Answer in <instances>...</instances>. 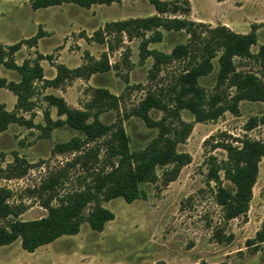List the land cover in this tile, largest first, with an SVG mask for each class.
Here are the masks:
<instances>
[{
  "label": "rangeland",
  "instance_id": "rangeland-1",
  "mask_svg": "<svg viewBox=\"0 0 264 264\" xmlns=\"http://www.w3.org/2000/svg\"><path fill=\"white\" fill-rule=\"evenodd\" d=\"M181 1L189 3L191 20L212 27L224 25L241 34L255 31L258 42L252 47L254 54L264 45V0ZM156 14L149 0H124L90 9L64 4L38 10L31 7L30 0H0V46L10 47L38 36L33 46L22 45L15 59L21 65L27 60L35 62L40 56L45 58L40 61L44 79L34 83L31 110L20 111L23 123L11 124L0 134V189L8 192L6 205L17 214L0 215L1 227L10 229L16 220L41 219L48 213L42 202L50 194L54 193L52 205L57 206L59 199L82 190L91 181L94 169H109L106 151L110 134L86 143L78 152H56L57 144L84 136L68 126L46 130L48 119H65L48 97H61L71 109L85 110L96 90L106 89L118 97V107L104 111L99 119L113 129L122 123L132 151L145 148L158 137L159 131L148 128L134 110L148 94L170 101L183 72V62L165 65L156 78H151L154 61L143 60L140 55L143 37L114 34L107 38L112 49L94 39L95 32L107 23ZM163 33V41L149 44V49L171 53L176 45L188 40L185 32ZM151 35L148 32L146 39ZM105 54L110 71L86 79H67L58 87L49 84L57 77L59 65L73 70L91 59L102 60ZM236 66L238 72L255 74L264 81V67L255 58L236 59ZM218 71L216 59L214 71L201 78L199 85L205 90L207 102L218 96L219 105H224L236 91L230 81L218 86ZM0 76L20 81L18 72L4 66H0ZM16 104L13 92L0 89V105L14 111ZM95 112H90L92 117ZM263 113V103L243 101L238 114L227 111L217 119L200 123L188 110H181L179 118L189 125L190 133L178 144V150L188 153L191 162L180 169L175 181L164 180L165 172L173 166L160 167L159 180L141 186L146 199L127 203L116 198L102 203L115 215L103 232L93 231L84 223L77 235L62 236L34 253L24 250L18 239L0 248V264H264V243L257 250L247 243L264 223V158L246 216L225 218L223 207L216 201L218 185L208 176L211 157L218 162L227 158L226 152L217 148L222 141L237 146L245 138L264 141V125L251 122ZM150 115L155 120L163 117L158 111ZM179 118L168 123L180 127ZM91 150L98 159L87 157L86 166L76 162L77 157ZM222 185L233 186L226 180ZM92 208L88 206L86 215Z\"/></svg>",
  "mask_w": 264,
  "mask_h": 264
},
{
  "label": "trees",
  "instance_id": "trees-1",
  "mask_svg": "<svg viewBox=\"0 0 264 264\" xmlns=\"http://www.w3.org/2000/svg\"><path fill=\"white\" fill-rule=\"evenodd\" d=\"M122 1L30 0V4L34 10L64 4H75L90 9L94 5L110 6ZM149 1L154 6L156 15L107 23L104 28L95 32L94 39L102 44L107 43L112 49V42L107 38L114 34L126 33L130 38L143 37L140 55L143 60L152 58L154 61L151 78H156L163 66L174 61L183 62V72L177 79L178 84L173 89L174 97L170 101L155 94H148L134 110V114L148 128L159 131L158 137L145 148L132 151L130 137L122 123L113 129L99 119L104 111L118 107V97L106 89H97L94 99L86 105L85 110L71 109L61 97H48L50 104L57 107L58 115L64 116L65 119L56 121L48 119L46 130L68 126L84 136V139L75 137L68 142L57 144L56 152L62 154L78 152L86 143L110 134L106 151L109 169L106 167L94 169L90 175L91 181L82 190L59 199L57 206L52 205L54 193L50 194L48 199L42 202L48 213L41 219L28 222L16 220L10 229L0 226V248L21 239L23 249L34 253L62 236L77 235L84 223H88L93 231L103 232L107 223L115 219L114 213L102 206L103 202L123 198L127 203H133L139 199H146V192L141 186L159 180L158 168L173 166L164 174V180L172 182L178 177L180 169L191 162L188 153L178 150V144L184 142L190 133L189 125L179 118L181 110H188L195 116L197 122L203 123L217 119L227 111L238 114L239 104L243 101L264 104V81L255 74L238 72L236 66V59L255 58L264 67V45L259 47L256 54L252 52V47L258 42L255 31L241 34L224 25L212 27L210 24L191 20L189 3L181 0ZM163 31L185 32L188 40L186 43L176 45L171 53L149 49V44L163 41ZM148 32L152 35L146 39ZM38 38L37 36L10 47L0 46V66L14 70L20 75L19 82L9 81L0 76V89H8L17 97L14 111H8L4 105H0V134L11 124L23 123L19 112L31 110L34 83L44 79V70L40 64L44 57L40 56L35 62L24 61L21 65L17 64L15 59V54L22 45L27 43L33 46ZM118 40L120 41V38ZM216 59L219 63L218 86L230 81V85L236 91L230 102L224 105H219L221 101L218 96L207 102L205 90L199 85L201 78L214 71ZM110 70L111 66L105 54L102 60L91 59L88 64L73 70L59 65L57 77L49 81V84L58 87L67 79H86ZM91 111H96L93 117ZM152 111L162 112L163 117L160 120L153 119L150 115ZM174 117L179 118L180 127L168 123V120ZM251 122L253 125L259 123L264 125V113ZM239 142L240 146L229 141L219 143L217 148L223 149L227 158L218 162L215 157H211L208 173L209 179L218 185L216 201L223 207L225 218L228 220L247 215L260 163L264 158V141L245 138ZM91 156L98 159V154L91 150L77 157L76 162L79 161L86 166L88 161L85 159ZM223 180L233 186L224 187ZM50 189L53 190V187ZM6 194L0 189V215L16 216L17 214L6 205ZM88 206L93 208L86 215ZM247 243L248 246H256V250L264 243V223L256 237Z\"/></svg>",
  "mask_w": 264,
  "mask_h": 264
},
{
  "label": "crops",
  "instance_id": "crops-1",
  "mask_svg": "<svg viewBox=\"0 0 264 264\" xmlns=\"http://www.w3.org/2000/svg\"><path fill=\"white\" fill-rule=\"evenodd\" d=\"M124 1V0H123ZM38 250V249H37Z\"/></svg>",
  "mask_w": 264,
  "mask_h": 264
}]
</instances>
